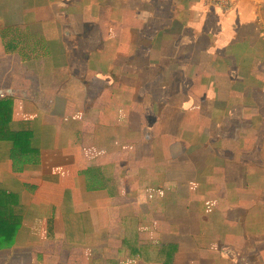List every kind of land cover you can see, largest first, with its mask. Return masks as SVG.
I'll list each match as a JSON object with an SVG mask.
<instances>
[{
  "label": "crops",
  "instance_id": "0c3cea01",
  "mask_svg": "<svg viewBox=\"0 0 264 264\" xmlns=\"http://www.w3.org/2000/svg\"><path fill=\"white\" fill-rule=\"evenodd\" d=\"M10 118L0 264H264V0H0Z\"/></svg>",
  "mask_w": 264,
  "mask_h": 264
},
{
  "label": "trees",
  "instance_id": "16d2710c",
  "mask_svg": "<svg viewBox=\"0 0 264 264\" xmlns=\"http://www.w3.org/2000/svg\"><path fill=\"white\" fill-rule=\"evenodd\" d=\"M30 128L25 122L15 124L11 118L0 121V143L8 142L11 145L10 158L21 164L38 163L40 152L33 144ZM21 208L20 195L6 190L4 184L0 185V244L14 240L21 225ZM164 248L169 247L165 245Z\"/></svg>",
  "mask_w": 264,
  "mask_h": 264
},
{
  "label": "built area",
  "instance_id": "2783aa9c",
  "mask_svg": "<svg viewBox=\"0 0 264 264\" xmlns=\"http://www.w3.org/2000/svg\"><path fill=\"white\" fill-rule=\"evenodd\" d=\"M237 0H210L213 7L221 12L229 11Z\"/></svg>",
  "mask_w": 264,
  "mask_h": 264
},
{
  "label": "rangeland",
  "instance_id": "374dc122",
  "mask_svg": "<svg viewBox=\"0 0 264 264\" xmlns=\"http://www.w3.org/2000/svg\"><path fill=\"white\" fill-rule=\"evenodd\" d=\"M4 245H5V243L0 244V249H1V247L4 246ZM5 247H7V246H5Z\"/></svg>",
  "mask_w": 264,
  "mask_h": 264
}]
</instances>
